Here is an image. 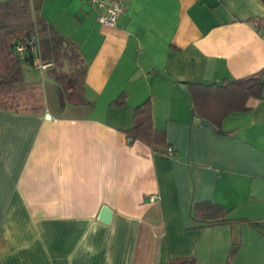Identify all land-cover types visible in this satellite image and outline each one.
I'll return each mask as SVG.
<instances>
[{
    "label": "crops",
    "instance_id": "1",
    "mask_svg": "<svg viewBox=\"0 0 264 264\" xmlns=\"http://www.w3.org/2000/svg\"><path fill=\"white\" fill-rule=\"evenodd\" d=\"M41 15L77 48L92 105L62 108L55 64L27 63L41 74L25 82L43 85L46 113L0 110V264L259 259L264 92L217 130L196 119L188 85L264 80V1L130 0L115 28L85 0H43ZM122 95L125 105L111 107ZM148 100L163 146L126 134ZM207 202L223 207L228 223L191 229L193 204ZM245 224L255 226V247L244 242Z\"/></svg>",
    "mask_w": 264,
    "mask_h": 264
},
{
    "label": "trees",
    "instance_id": "2",
    "mask_svg": "<svg viewBox=\"0 0 264 264\" xmlns=\"http://www.w3.org/2000/svg\"><path fill=\"white\" fill-rule=\"evenodd\" d=\"M43 0H8L0 2V110L43 116L46 100L41 83H26L23 64L31 58L22 59L16 46L32 37L39 40L43 63H53L52 75L59 85L60 105L91 106L85 97L86 67L80 65L77 48L50 26L41 15ZM264 1V0H262ZM63 59L76 62V67L66 69ZM188 90L193 110L200 120L219 129L224 118L234 112L247 111L250 99H262L264 80L260 74L220 84L203 85L190 83ZM126 95L120 96L110 106L121 107ZM131 142L141 141L149 146H163L166 133L157 130L153 123L150 100L135 110L133 127L126 132ZM191 229L221 226L228 223L226 210L215 203H195L191 209ZM170 264H196L193 257L172 258ZM229 264V263H228Z\"/></svg>",
    "mask_w": 264,
    "mask_h": 264
},
{
    "label": "built area",
    "instance_id": "3",
    "mask_svg": "<svg viewBox=\"0 0 264 264\" xmlns=\"http://www.w3.org/2000/svg\"><path fill=\"white\" fill-rule=\"evenodd\" d=\"M98 14V22L101 25L115 28L122 15L126 13L130 0H85ZM17 53L22 59L31 58L33 69L45 71L52 65L43 63L40 56L39 40L32 37L25 43L20 42L16 46ZM168 154L173 155V150L168 149Z\"/></svg>",
    "mask_w": 264,
    "mask_h": 264
},
{
    "label": "rangeland",
    "instance_id": "4",
    "mask_svg": "<svg viewBox=\"0 0 264 264\" xmlns=\"http://www.w3.org/2000/svg\"><path fill=\"white\" fill-rule=\"evenodd\" d=\"M6 0H0V2H4ZM28 64L25 63L23 64V76H24V80L25 81H35V80H39L41 78V74L39 72H35V71H30L27 69ZM37 82V81H36ZM34 82V83H36ZM39 83V82H38ZM44 88V87H43ZM255 226L251 225V224H245V226H243V231H244V242L246 241V245L248 247H255L256 245V238H251V234L249 233V231L255 230L254 228ZM253 239L251 241V243L249 244V241ZM259 252H260V258L259 259H251L250 257H246L243 261V264H252V263H257V264H264V250H262L261 248L263 247V244L259 243Z\"/></svg>",
    "mask_w": 264,
    "mask_h": 264
},
{
    "label": "water",
    "instance_id": "5",
    "mask_svg": "<svg viewBox=\"0 0 264 264\" xmlns=\"http://www.w3.org/2000/svg\"><path fill=\"white\" fill-rule=\"evenodd\" d=\"M184 88H185V87H184ZM45 118H46V120H51L52 117H51L50 114H47V115L45 116ZM196 119H198L197 116H196ZM201 124H205V125H207V126H210V124H209L207 121H204V120L201 121ZM110 216H111V212L106 208V209H104L103 212H102L101 220H103L104 222H108Z\"/></svg>",
    "mask_w": 264,
    "mask_h": 264
}]
</instances>
